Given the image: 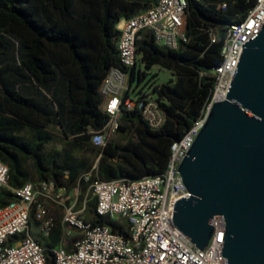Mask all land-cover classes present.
<instances>
[{
    "label": "trees",
    "instance_id": "trees-1",
    "mask_svg": "<svg viewBox=\"0 0 264 264\" xmlns=\"http://www.w3.org/2000/svg\"><path fill=\"white\" fill-rule=\"evenodd\" d=\"M188 2V42L172 50L146 31L137 44L147 69L159 66L175 77L170 84L151 85L166 125L155 132L139 112H125L119 131L124 140L97 147L90 132L109 121L100 87L111 68L121 65L118 25L159 0H0V159L10 167L11 187L32 181L38 187L53 182L67 192L79 189L93 226L107 225L130 237L127 225L98 215L91 186L166 172L174 143L204 116L212 99V75L223 62L228 30L247 18L258 0ZM31 89L36 93L25 92ZM17 200L0 189V208ZM64 231L56 220L42 241L47 264H55L53 250Z\"/></svg>",
    "mask_w": 264,
    "mask_h": 264
},
{
    "label": "built area",
    "instance_id": "built-area-1",
    "mask_svg": "<svg viewBox=\"0 0 264 264\" xmlns=\"http://www.w3.org/2000/svg\"><path fill=\"white\" fill-rule=\"evenodd\" d=\"M188 6V0H159L151 9L119 23L121 65L111 68L100 87L101 109L109 121L103 130L90 132L95 146L104 147L109 137L119 135L120 121L125 112H139L155 132L166 125V112L153 88L136 93L146 80L141 82L144 73L138 65L142 62V55L137 44L144 32L151 31L157 45L178 50L181 43L189 41L186 34ZM263 27L264 0H258L248 17L228 30L222 52L223 62L212 75L216 78L212 99L204 116L183 139L174 143L166 172L133 181L97 180L91 186L97 200L98 215L127 225L130 237L115 233L107 225L95 227L84 215L85 210L78 212L75 207H66L64 238L61 245L53 250L55 264H228L222 257L224 217L214 220L215 235L204 251L175 226L176 203L191 197L178 170L203 129L213 105L227 98L243 46ZM217 38V34H212L213 42ZM137 79L138 85L134 89ZM90 177L89 174L86 179ZM1 188L12 191L18 200L0 208V264H47L42 240L31 235L30 230L31 222L35 220L40 224L44 238L50 235L55 222L49 216L46 203L60 201L55 195V184L49 182L38 187L28 182L21 188H13L10 186V167L0 159ZM69 244L72 251L67 249Z\"/></svg>",
    "mask_w": 264,
    "mask_h": 264
},
{
    "label": "water",
    "instance_id": "water-1",
    "mask_svg": "<svg viewBox=\"0 0 264 264\" xmlns=\"http://www.w3.org/2000/svg\"><path fill=\"white\" fill-rule=\"evenodd\" d=\"M178 172L191 197L176 203L175 226L204 251L222 216L228 264H264V27L243 46L227 98Z\"/></svg>",
    "mask_w": 264,
    "mask_h": 264
},
{
    "label": "crops",
    "instance_id": "crops-1",
    "mask_svg": "<svg viewBox=\"0 0 264 264\" xmlns=\"http://www.w3.org/2000/svg\"><path fill=\"white\" fill-rule=\"evenodd\" d=\"M73 193L74 195H72ZM81 194L82 193L79 189H75L71 192H67L64 189L56 190L55 195L60 201L48 203L49 205H51V208H53V210L49 208V216L54 219V222L56 220H61L63 224V218L66 207H75V210L78 212H82L85 210L84 215L87 219H90L91 215L89 209H87V198L85 197L83 200ZM80 199L81 201L83 200V203H81ZM60 211L63 213H61ZM30 233L36 239H41V237H44L41 232L40 224H38L35 220H32L31 222ZM67 248H72V245L69 244Z\"/></svg>",
    "mask_w": 264,
    "mask_h": 264
},
{
    "label": "rangeland",
    "instance_id": "rangeland-1",
    "mask_svg": "<svg viewBox=\"0 0 264 264\" xmlns=\"http://www.w3.org/2000/svg\"><path fill=\"white\" fill-rule=\"evenodd\" d=\"M138 65H139V69H141L142 73L147 74V77H146V80H144L141 83L139 88H137L138 79L134 82L133 88L134 89L137 88L136 93H139L143 89L146 90V91L147 90L148 91L152 90L151 85L154 86V85L170 84V83H172V81L175 80V77H174L173 73H171L170 71H168L166 69H163V68H161L159 66H154L151 69H147L146 66L142 62H139ZM25 92H34V90L33 89L25 90ZM42 92L44 94L52 96V94L49 93L48 90H43ZM34 93H36V92H34ZM136 93L133 94V95L135 96ZM123 140H124L123 137L117 135V136L109 137L107 141H123ZM72 195H74V193ZM48 203H46V206H47V208L49 210V208H51V205H49ZM51 209L53 210V208H51ZM61 213H63V212H61ZM35 225H36V223H35ZM41 240L44 241L45 238L41 237ZM69 241L71 242V239Z\"/></svg>",
    "mask_w": 264,
    "mask_h": 264
}]
</instances>
